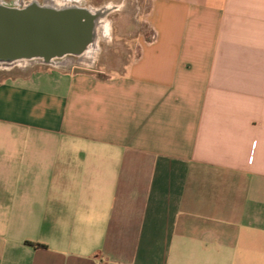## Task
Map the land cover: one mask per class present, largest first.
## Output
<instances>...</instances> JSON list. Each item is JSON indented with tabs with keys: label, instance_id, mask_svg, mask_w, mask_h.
Wrapping results in <instances>:
<instances>
[{
	"label": "crops",
	"instance_id": "crops-1",
	"mask_svg": "<svg viewBox=\"0 0 264 264\" xmlns=\"http://www.w3.org/2000/svg\"><path fill=\"white\" fill-rule=\"evenodd\" d=\"M148 15L120 73L0 82V264H264V0Z\"/></svg>",
	"mask_w": 264,
	"mask_h": 264
},
{
	"label": "water",
	"instance_id": "water-1",
	"mask_svg": "<svg viewBox=\"0 0 264 264\" xmlns=\"http://www.w3.org/2000/svg\"><path fill=\"white\" fill-rule=\"evenodd\" d=\"M99 16L69 3L63 8L30 2L23 7L0 1V64L37 60L55 65L78 59L94 42Z\"/></svg>",
	"mask_w": 264,
	"mask_h": 264
},
{
	"label": "rangeland",
	"instance_id": "rangeland-1",
	"mask_svg": "<svg viewBox=\"0 0 264 264\" xmlns=\"http://www.w3.org/2000/svg\"><path fill=\"white\" fill-rule=\"evenodd\" d=\"M0 1L11 7L28 4L33 1L38 4L43 3V0ZM107 1L111 2V0H102L101 2L107 3ZM150 2L151 0H123L122 11L108 18L111 28L114 30V36L111 35L109 44L100 43V51L90 69L84 70L71 66L63 67L34 63L25 67L0 70V82L9 77L25 76L35 71L84 73L100 77L120 73V66L136 56L138 43L148 41L151 38L152 28L148 15ZM71 3L76 5L74 2Z\"/></svg>",
	"mask_w": 264,
	"mask_h": 264
},
{
	"label": "bare ground",
	"instance_id": "bare-ground-1",
	"mask_svg": "<svg viewBox=\"0 0 264 264\" xmlns=\"http://www.w3.org/2000/svg\"><path fill=\"white\" fill-rule=\"evenodd\" d=\"M71 1L70 0H45L44 5L51 6L53 8L59 9L66 7ZM24 5H20L18 7H23ZM116 9L115 7H102V8H87L90 12H97L99 18L96 21L94 28V42L87 48L85 53L81 55L78 59H63L61 63H56L57 66L63 67H76L79 69H90L93 66V63L100 51V43L104 42L106 44L110 43L111 39V30H110V22L108 20L109 14ZM37 60L31 61H22L19 63L11 64V65H3L0 64V70H8L13 67H25L27 65H31L37 63Z\"/></svg>",
	"mask_w": 264,
	"mask_h": 264
},
{
	"label": "flooded vegetation",
	"instance_id": "flooded-vegetation-1",
	"mask_svg": "<svg viewBox=\"0 0 264 264\" xmlns=\"http://www.w3.org/2000/svg\"><path fill=\"white\" fill-rule=\"evenodd\" d=\"M70 1L76 3L77 6H80L83 8H96L97 9V8H102V7H106V6L118 8V9H114L109 14V17H111L112 15H114L118 12H121L122 11L121 5L123 4V0H111L112 3L110 1H107V3H102L101 2L102 0H70ZM33 2H35V1H33ZM44 2H45V0H43V3ZM87 2H89V3H87ZM110 30H111V35L114 36L113 28L110 27ZM100 48H101V44H100Z\"/></svg>",
	"mask_w": 264,
	"mask_h": 264
}]
</instances>
